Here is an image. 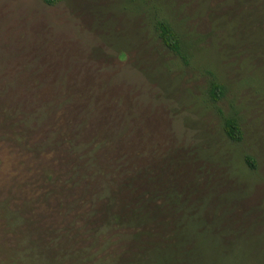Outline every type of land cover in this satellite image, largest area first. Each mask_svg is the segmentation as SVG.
I'll return each mask as SVG.
<instances>
[{"label": "rangeland", "instance_id": "rangeland-1", "mask_svg": "<svg viewBox=\"0 0 264 264\" xmlns=\"http://www.w3.org/2000/svg\"><path fill=\"white\" fill-rule=\"evenodd\" d=\"M263 65L264 0H0V256L75 261L117 206L112 172L136 166L230 212L241 239L216 264H264Z\"/></svg>", "mask_w": 264, "mask_h": 264}, {"label": "trees", "instance_id": "trees-1", "mask_svg": "<svg viewBox=\"0 0 264 264\" xmlns=\"http://www.w3.org/2000/svg\"><path fill=\"white\" fill-rule=\"evenodd\" d=\"M59 1L61 0H42L47 5H54ZM155 28L163 44L174 53L182 55L178 35L171 25L158 20ZM262 70L264 71V65ZM208 94L212 101H218L224 94L223 85L211 81ZM223 132L231 141L238 142L242 139L240 125L234 116L224 117ZM244 161L248 167L255 168L256 163L252 156L246 154ZM124 164L126 163L123 166ZM131 166L132 164H128V168ZM121 170L113 169L115 172H112L115 179L113 194L117 206L107 223L96 227L90 233V239L83 241L85 248L78 251V258L67 261L66 264H216L220 260L218 258L227 261L225 252L215 254L208 251L216 244L225 251L232 242L241 239L226 237L235 236L237 230L236 221L232 220L230 212H219L215 203L206 199L207 196L198 197L195 190L197 187L191 192L181 191L177 184L164 185L162 179L156 176L155 186L149 189L147 184L152 176L146 175L143 169L135 166L134 171L124 174ZM46 174L48 180L53 181V175ZM122 187H128V191L132 187L130 195H120L124 191L119 190ZM126 201H132L136 206L131 207L135 210L132 215L125 218L122 208ZM27 207L28 205L23 206ZM81 207L83 210L84 206ZM6 221L10 225L14 223L12 220ZM86 241L90 242L87 244ZM8 256L10 261L0 259V264L25 262L18 252L1 254L0 257Z\"/></svg>", "mask_w": 264, "mask_h": 264}]
</instances>
